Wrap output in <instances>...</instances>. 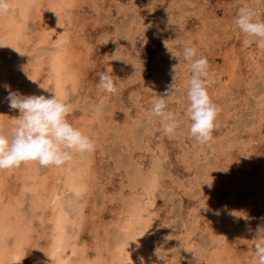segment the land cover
I'll use <instances>...</instances> for the list:
<instances>
[{"label": "rangeland", "instance_id": "rangeland-1", "mask_svg": "<svg viewBox=\"0 0 264 264\" xmlns=\"http://www.w3.org/2000/svg\"><path fill=\"white\" fill-rule=\"evenodd\" d=\"M10 3L0 36L23 54L0 47V121L19 117L9 90L55 92L72 105L69 122L95 150L61 168L31 162L0 171V264H55L60 214L66 264H129L121 243L127 230L137 233L140 264H258L252 245L264 226V49L244 45L234 21L240 7L264 20V0ZM183 45L206 56L214 74L208 94L221 111L204 145L188 132ZM105 72L116 93L98 87ZM168 92V108L181 121L171 136L159 117L147 116Z\"/></svg>", "mask_w": 264, "mask_h": 264}, {"label": "clouds", "instance_id": "clouds-1", "mask_svg": "<svg viewBox=\"0 0 264 264\" xmlns=\"http://www.w3.org/2000/svg\"><path fill=\"white\" fill-rule=\"evenodd\" d=\"M12 11L10 0H0V17ZM234 23L246 37L243 40L244 45L255 43L258 48L264 49V20L258 17L255 9L240 7ZM5 46L11 45L0 36V47ZM166 48L172 58L180 60L177 52L167 45ZM182 52L191 73L186 93V114L190 121L188 132L198 144L204 145L212 140L221 111L208 94V88L215 82L214 74L210 72L207 57L196 47L183 45ZM174 71L176 72V68ZM29 79L36 81L30 76ZM41 87L52 91L42 85ZM98 87L107 93L117 92V84L111 73L100 74ZM171 93L160 95L151 103L147 112L149 119L160 118L162 131L166 136L174 135L181 127V121L168 108V97ZM7 101L10 109L19 110V117L12 120L10 125L0 121V171L19 168L22 164L31 162L38 163L41 167L61 168L67 166L75 155L95 150L93 139L69 122L68 116L73 107L57 93L54 92V95L46 98L45 95H21L9 90ZM252 246L258 264H264V226H257ZM129 264H132V260Z\"/></svg>", "mask_w": 264, "mask_h": 264}, {"label": "bare ground", "instance_id": "bare-ground-1", "mask_svg": "<svg viewBox=\"0 0 264 264\" xmlns=\"http://www.w3.org/2000/svg\"><path fill=\"white\" fill-rule=\"evenodd\" d=\"M72 1L73 0H71V3H72ZM67 2V1H66ZM65 3V2H64ZM68 3H69V1H68ZM67 3V4H68ZM66 5V4H65ZM16 6V5H15ZM68 6H70L69 4H68ZM53 7V6H52ZM63 8V7H62ZM19 10V9H18ZM10 18V17H9ZM11 18H12V16H11ZM15 18V17H14ZM13 18V19H14ZM18 18V17H17ZM19 19V18H18ZM1 22V21H0ZM14 22V21H13ZM16 22V21H15ZM20 22V21H19ZM3 24V23H2ZM17 24H20V23H17ZM21 27H19V29H20ZM21 30V29H20ZM11 31V30H10ZM64 31V30H63ZM65 32V31H64ZM18 33V32H17ZM17 44V43H16ZM18 45V44H17ZM57 48V47H56ZM60 50V49H59ZM56 52V51H55ZM54 57V56H53ZM52 57V58H53ZM53 60V59H52ZM62 61V60H61ZM51 62V61H50ZM53 63H54V61H52ZM52 63V64H53ZM51 64V65H52ZM64 64V63H63ZM54 65H55V63H54ZM53 66V65H52ZM60 66H64V65H60ZM59 66V68L61 69V67ZM56 67H58V66H56ZM53 68V67H52ZM55 68H53V70H54ZM58 69V68H57ZM57 69H55V72H57L56 70ZM63 70V69H62ZM63 72V71H62ZM58 73V72H57ZM56 74V73H55ZM59 74H62V73H59ZM64 76V75H63ZM57 80V79H56ZM59 80V79H58ZM60 81V80H59ZM58 82V81H57ZM64 86V85H63ZM65 87V86H64ZM63 91H65L64 89H63ZM66 177H68L69 178V176H66ZM141 177V176H140ZM71 178V177H70ZM75 178V177H74ZM142 178V177H141ZM71 179H73V178H71ZM70 181V180H69ZM74 181V180H73ZM144 182V181H143ZM73 185V184H72ZM67 189H69L68 187H67ZM73 190V189H72ZM64 191H65V189H64ZM76 194V193H75ZM65 196V195H64ZM78 196V195H77ZM65 198V197H64ZM64 202V201H63ZM51 205H52V203H51ZM133 205V204H132ZM131 205V206H132ZM134 205H135V203H134ZM138 205V204H137ZM40 206V205H39ZM65 206V205H64ZM53 207V206H52ZM144 207V206H143ZM150 208V207H149ZM149 208L148 209H146L145 211L146 212H149L148 210H149ZM63 209V208H62ZM66 209V208H65ZM134 209V208H133ZM139 209V208H138ZM142 209V208H141ZM145 209V208H144ZM143 209V210H144ZM64 210V209H63ZM143 210H141L142 212H143ZM140 210H138V212H139ZM60 212H61V210H60ZM69 212V211H68ZM141 212V213H142ZM65 213V212H64ZM135 213V212H134ZM137 213V212H136ZM54 214V213H53ZM67 214V213H66ZM150 214V213H149ZM144 215H145V212H144ZM130 216H133V215H130ZM142 217H143V215H142ZM145 217H147V218H145V220H146V222H149V219H148V216L146 215ZM66 218V217H65ZM68 219V218H67ZM140 219V218H139ZM147 219H148V221H147ZM131 220V219H130ZM144 220V219H143ZM132 221V220H131ZM136 221H138V220H136ZM142 221V220H141ZM152 222H153V220H151ZM28 222V221H27ZM67 222H68V220H67ZM139 222V221H138ZM145 222V223H146ZM56 223H57V227H56V233H55V241H56V243L54 244V247L55 248H57V249H55L54 250V252H53V255L54 256H56L55 258L56 259H54L55 260V264H66V258H64L63 256H59V248L61 247V244H62V242H63V238H64V230H65V223H64V217H63V215L62 214H60L58 217H57V220H56ZM125 223V222H124ZM24 224V223H23ZM55 224V223H54ZM126 224V223H125ZM139 225V224H138ZM138 225H136V226H138ZM150 225H151V223H150ZM127 226H129V225H127ZM135 226V225H134ZM139 227V226H138ZM143 227V226H142ZM147 227V226H146ZM53 228V227H52ZM140 228V227H139ZM149 228V227H148ZM124 229V228H123ZM67 230V229H66ZM126 230V229H125ZM136 230V229H135ZM146 230V229H145ZM142 231H144V229L142 230ZM9 232H11V231H9ZM120 233H122V232H120ZM67 236H69L67 233H65ZM54 235V234H53ZM139 235V234H138ZM140 235H144V232L141 234L140 233ZM124 236H125V239H123L122 241H121V243L123 244V246H126V248L129 250V252H126V254L127 253H129V258H130V260H132V264H140V252H139V250L137 249V248H135L136 246H139V244L138 245H136L135 243L137 242V241H139V240H137L136 241V239H138V236H137V233L135 232V231H133V232H129L128 230H127V232H124ZM121 237V236H120ZM143 236H141L140 238H142ZM67 238V237H66ZM70 240V239H69ZM69 240H67V241H69ZM133 240H135V241H133ZM52 241H54V240H52ZM112 241V240H111ZM120 241V240H119ZM70 242V241H69ZM68 243V242H67ZM52 244H53V242H52ZM119 245V244H118ZM122 246V248H124ZM2 247V246H1ZM9 247V246H8ZM116 248H117V246H115ZM121 247V246H120ZM10 248V247H9ZM139 248V247H138ZM53 249V248H52ZM2 250V249H1ZM49 250V249H48ZM4 251V250H3ZM8 251V250H7ZM120 251V250H119ZM126 251V250H125ZM124 251V252H125ZM1 253H2V251H0ZM19 252H21V251H19ZM62 252H64V249H63V251ZM66 252V251H65ZM116 252H117V250H116ZM4 253V252H3ZM3 253L2 254H0V256L1 255H3ZM119 253V252H118ZM62 254V253H61ZM115 254V253H114ZM14 255H15V257L17 258V252H14ZM50 255V254H49ZM65 255V254H64ZM3 256H5V255H3ZM118 256V255H117ZM142 256V255H141ZM15 257H14V259H15ZM3 258V257H2ZM6 258V257H5ZM9 258V257H8ZM12 258V257H11ZM125 258V257H124ZM1 259V258H0ZM2 260V259H1ZM0 260V261H1ZM7 260V259H6ZM51 260V259H50ZM69 260V259H68ZM119 260H120V258H119ZM2 261H4V259L2 260ZM71 261V260H70ZM52 262H53V260H52ZM51 262V263H52ZM115 262H117L116 260H115ZM119 264V263H118ZM120 264H124L123 262L122 263H120Z\"/></svg>", "mask_w": 264, "mask_h": 264}]
</instances>
